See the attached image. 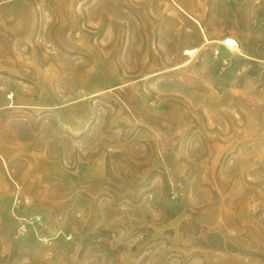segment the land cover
<instances>
[{"label":"rangeland","instance_id":"rangeland-1","mask_svg":"<svg viewBox=\"0 0 264 264\" xmlns=\"http://www.w3.org/2000/svg\"><path fill=\"white\" fill-rule=\"evenodd\" d=\"M0 264H264V0H0Z\"/></svg>","mask_w":264,"mask_h":264},{"label":"bare ground","instance_id":"bare-ground-1","mask_svg":"<svg viewBox=\"0 0 264 264\" xmlns=\"http://www.w3.org/2000/svg\"><path fill=\"white\" fill-rule=\"evenodd\" d=\"M224 42L229 46V47H233V45L235 44V42H234V40L233 39H231V38H226L225 40H224ZM187 52H186V54H190L191 56L194 54V52H196L197 51V49L196 48H190V49H187L186 50Z\"/></svg>","mask_w":264,"mask_h":264},{"label":"trees","instance_id":"trees-1","mask_svg":"<svg viewBox=\"0 0 264 264\" xmlns=\"http://www.w3.org/2000/svg\"><path fill=\"white\" fill-rule=\"evenodd\" d=\"M208 236H209L210 238H212V237H216V235L213 234V233L209 234Z\"/></svg>","mask_w":264,"mask_h":264}]
</instances>
